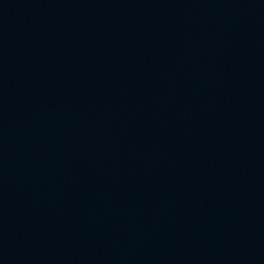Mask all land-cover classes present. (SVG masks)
Masks as SVG:
<instances>
[{
	"label": "water",
	"instance_id": "95a60500",
	"mask_svg": "<svg viewBox=\"0 0 264 264\" xmlns=\"http://www.w3.org/2000/svg\"><path fill=\"white\" fill-rule=\"evenodd\" d=\"M0 264H264V0H0Z\"/></svg>",
	"mask_w": 264,
	"mask_h": 264
}]
</instances>
